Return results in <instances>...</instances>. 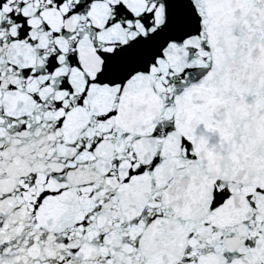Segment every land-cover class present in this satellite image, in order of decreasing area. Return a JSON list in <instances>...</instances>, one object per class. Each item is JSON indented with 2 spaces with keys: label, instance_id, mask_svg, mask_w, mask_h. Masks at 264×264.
Instances as JSON below:
<instances>
[{
  "label": "water",
  "instance_id": "95a60500",
  "mask_svg": "<svg viewBox=\"0 0 264 264\" xmlns=\"http://www.w3.org/2000/svg\"><path fill=\"white\" fill-rule=\"evenodd\" d=\"M0 264H264V0H0Z\"/></svg>",
  "mask_w": 264,
  "mask_h": 264
}]
</instances>
